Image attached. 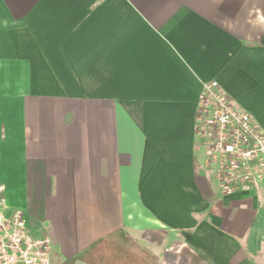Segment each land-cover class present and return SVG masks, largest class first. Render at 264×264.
Returning a JSON list of instances; mask_svg holds the SVG:
<instances>
[{"label":"crops","instance_id":"1","mask_svg":"<svg viewBox=\"0 0 264 264\" xmlns=\"http://www.w3.org/2000/svg\"><path fill=\"white\" fill-rule=\"evenodd\" d=\"M214 80L264 128V0H0V198L58 264L120 229L264 264V186L223 196L196 133Z\"/></svg>","mask_w":264,"mask_h":264},{"label":"built area","instance_id":"2","mask_svg":"<svg viewBox=\"0 0 264 264\" xmlns=\"http://www.w3.org/2000/svg\"><path fill=\"white\" fill-rule=\"evenodd\" d=\"M196 133L223 196L264 186V128L237 107L218 81L204 83ZM0 264H58L48 236H34L25 212L0 198Z\"/></svg>","mask_w":264,"mask_h":264},{"label":"trees","instance_id":"3","mask_svg":"<svg viewBox=\"0 0 264 264\" xmlns=\"http://www.w3.org/2000/svg\"><path fill=\"white\" fill-rule=\"evenodd\" d=\"M159 264L125 230L120 229L95 243L69 264Z\"/></svg>","mask_w":264,"mask_h":264}]
</instances>
